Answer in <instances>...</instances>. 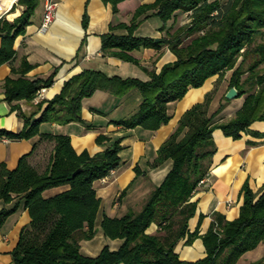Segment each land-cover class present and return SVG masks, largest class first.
Here are the masks:
<instances>
[{"label":"trees","instance_id":"obj_1","mask_svg":"<svg viewBox=\"0 0 264 264\" xmlns=\"http://www.w3.org/2000/svg\"><path fill=\"white\" fill-rule=\"evenodd\" d=\"M105 1L118 12L124 0ZM18 2L23 6L18 17L0 18V65L16 58L15 41L26 33L40 4V0ZM180 12L190 14L191 21L171 34L169 22L175 21ZM153 16L162 20L160 30L166 32L158 41L137 34L140 24ZM83 26L88 29L87 11ZM102 36L105 55L141 66L150 80L109 76L87 68L68 79L51 100L39 102L31 114L24 112L20 101H32L41 88L51 87L55 74L47 79H27L24 75L33 66L24 58L21 68L12 67L23 76L5 81L6 98L25 119V127L20 132L1 129L0 137L32 139L40 135L41 139L55 142L43 172L29 162L32 152L24 154L13 169L0 161V201L9 204L16 199L13 207L0 210V225L21 205L31 217L12 251V264H237L246 252L264 241V190L258 195L247 181L242 189L240 216L230 221L214 213V221L203 235L198 228L194 232L189 229L197 212V203L191 198L201 180L211 172L218 151L215 130L220 129L235 140L242 138L244 132L262 136L251 126L264 121V0H156L139 6L130 23L112 25L110 32ZM190 36L192 39L186 44L185 39ZM165 45L171 47L177 58L164 64L160 72L143 66L132 55L136 50ZM230 70V87L238 89V97L246 95L236 114L229 120L217 118L224 104L210 114L211 95L187 109L152 163L157 167L172 161L162 183L152 190L141 210H129L123 217L104 215L100 223L106 237L123 240L120 248L112 250L106 244L95 256L83 252L81 242L98 233L102 200L95 183L121 165L125 136L112 138L101 134L97 143L108 142L104 150L79 153L70 135L43 133L41 125L86 123L82 116L86 98L98 90L123 98L134 90L142 97L138 110L130 118L112 121L113 124L124 129L142 127L155 131L172 119L171 103L181 101L191 89L203 87L214 76L223 78ZM38 113L41 115L36 118ZM136 170L140 171L138 167ZM64 185L70 188L52 196L44 195V191ZM153 224L158 226L157 231L148 232ZM186 237L187 244L201 237L206 256L196 261L182 260L176 246Z\"/></svg>","mask_w":264,"mask_h":264},{"label":"crops","instance_id":"obj_2","mask_svg":"<svg viewBox=\"0 0 264 264\" xmlns=\"http://www.w3.org/2000/svg\"><path fill=\"white\" fill-rule=\"evenodd\" d=\"M55 1L58 8L49 28L47 30L41 28L46 0H40L26 33L17 37L15 41L16 58L0 65V130L20 132L25 127V119L17 110H13L8 102L4 86L9 77L18 79L23 76L21 72L12 69L21 68L24 58L33 66L24 75L27 79H47L55 74L53 85L44 93V102L60 93L64 83L73 75L87 68L100 70L109 76L150 80V75L141 66L116 56L105 55L102 35L110 32L112 25L130 23L139 6L156 0H124L119 4L118 12H114L112 4L105 0ZM22 10L23 6L18 0H14L11 6L0 3V18L5 16L9 20H14ZM85 11L89 15L87 30L83 26ZM162 23L157 16L145 19L140 24L137 34L160 38L165 32L160 30ZM1 46L0 37V48ZM159 50L143 48L134 51L133 54L145 67L160 72L164 64L174 61L177 57L168 48L164 51L162 49L160 53ZM157 56L159 58L155 66H150V61ZM203 97L202 87L193 88L184 99L171 103L172 119L155 131H148L142 127L124 129L113 124L112 121L130 118L138 110L142 97L134 90L123 98H116L103 90H98L93 96L86 98L82 106V116L86 123L45 122L41 125L43 133L70 135L79 153L88 150L95 154L104 150L108 142L97 143V137L101 134L112 138L125 136L123 140L125 148L121 152L122 163L115 169V176L107 182L99 180L95 183V190L102 200L98 233L93 239L81 242L83 252L95 256L106 244L112 250L120 248L123 240L108 238L101 229L100 223L104 215L112 218L123 217L129 210H141L150 192L162 183L172 166L171 160L157 167L152 166L159 148L175 131L185 111L203 100ZM20 104L27 114H31L38 107L35 100L23 99ZM40 115L38 113L36 118ZM251 129L262 136L244 132L242 138L235 140L225 136L220 129L214 131L218 151L213 158L208 182L200 185L191 198V201L197 203V212L189 223L191 232L198 228L200 235L205 234L214 221V213H220L230 221L237 219L244 202L242 189L247 181L258 195L264 190V121L255 122ZM249 141L254 144H249ZM35 144L37 146L34 149ZM54 146V141L41 139L40 135L32 139L0 137V161L13 169L17 167L24 154L32 152L28 157L29 162L43 172L49 164ZM42 164L43 169H40ZM137 167L139 172L136 170ZM69 188V185L52 188L44 191V195L52 196ZM15 202L16 199L9 204L0 201V210L3 207H13ZM30 222L28 209L21 205L16 212L8 216L3 225H0V264H12V251L19 241L20 232ZM157 229L158 226L153 224L148 232L155 233ZM185 241L187 237L176 246V252L182 260L196 261L206 256V246L201 237L195 238L190 244ZM237 264H264V241L255 249L246 252Z\"/></svg>","mask_w":264,"mask_h":264},{"label":"rangeland","instance_id":"obj_3","mask_svg":"<svg viewBox=\"0 0 264 264\" xmlns=\"http://www.w3.org/2000/svg\"><path fill=\"white\" fill-rule=\"evenodd\" d=\"M190 21H191L190 14L183 13V12L181 13L180 12L179 15L176 16V20L175 21L171 20L169 22V26H171V29H170L171 34L175 33L178 29L184 27L185 25H188L190 23ZM165 36H166V32H164L162 34V37H165ZM162 37H160V38H162ZM160 38H157V39L160 40ZM191 39H192V36L186 38L185 39V43L186 44L189 43ZM167 48L171 50V47H169L168 45H165V46H162L161 48H159L160 49L159 53L161 52L162 49H163L162 51H164ZM133 52H132V55H134ZM172 52L174 53V51H172ZM158 58H159L158 56L154 57L150 61L151 63H149V65L150 66H152V65L155 66ZM171 62H173V61H171ZM151 70H153V69H151ZM231 72H232L231 70H230V72L228 71L223 78H218V76H215L214 78H210L205 83L204 87H202L203 90H204V97H203V100H201V102L205 100L207 95H211V97H212V103H211V107H210V114L213 113L214 111H216L217 108L221 104L225 105V108L217 116V118L223 119V120H229L230 118H232L236 114L237 110L242 106L243 102L245 101V97H246V95H245V97L244 96L237 97V98H234V99H231V100L230 99H226L224 97L227 94V92L230 90V78H231V75H232ZM246 76H247V74L244 77H246ZM43 166H44V164L41 165L40 169H43Z\"/></svg>","mask_w":264,"mask_h":264},{"label":"built area","instance_id":"obj_4","mask_svg":"<svg viewBox=\"0 0 264 264\" xmlns=\"http://www.w3.org/2000/svg\"><path fill=\"white\" fill-rule=\"evenodd\" d=\"M57 8H58V3L55 0H46L44 18H43V23L41 27L43 30H47L49 26L51 25V23L54 21ZM46 89L47 87H43L37 92L36 97L34 99L36 103H39L45 99L44 93ZM114 176H115V170H112L108 176L102 178L101 180L103 182H107L111 177H114ZM209 177H210V174L201 180L200 185L207 183L209 180Z\"/></svg>","mask_w":264,"mask_h":264},{"label":"water","instance_id":"obj_5","mask_svg":"<svg viewBox=\"0 0 264 264\" xmlns=\"http://www.w3.org/2000/svg\"><path fill=\"white\" fill-rule=\"evenodd\" d=\"M158 40L159 39H157V41ZM238 95H239L238 89L236 87H232V88L230 87V90L227 92L226 97L231 100L237 98ZM77 172H79V170Z\"/></svg>","mask_w":264,"mask_h":264},{"label":"bare ground","instance_id":"obj_6","mask_svg":"<svg viewBox=\"0 0 264 264\" xmlns=\"http://www.w3.org/2000/svg\"><path fill=\"white\" fill-rule=\"evenodd\" d=\"M14 0H0V3L1 4H6V5H8V6H11V4H12V2H13ZM14 15V14H13Z\"/></svg>","mask_w":264,"mask_h":264}]
</instances>
